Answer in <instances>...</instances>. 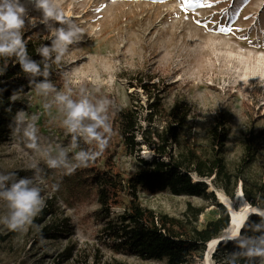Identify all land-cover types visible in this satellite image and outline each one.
<instances>
[{"label": "rangeland", "instance_id": "obj_1", "mask_svg": "<svg viewBox=\"0 0 264 264\" xmlns=\"http://www.w3.org/2000/svg\"><path fill=\"white\" fill-rule=\"evenodd\" d=\"M21 2L26 8L25 41L50 45L53 37L42 22L43 14L36 9L35 0ZM58 3L65 17L75 21L84 34L80 41L69 45V53L57 64L58 78H47L57 91L70 98L82 91L90 96L111 95L116 104L133 105L144 127L164 124L158 114L154 115L155 104L171 107L176 102L184 103L190 111L182 133L199 150L208 144L207 129L215 115L225 109L230 129L225 145L227 167L230 171L238 169L247 127L254 124L264 132V0ZM60 26L52 22V27ZM44 80L42 77L40 82ZM140 80L148 83L147 88ZM25 95L28 107L19 112V120L16 115L15 129L0 144V173L16 172L33 179L32 186L40 188L46 205L51 201L52 211L43 224H37L38 231L27 225L12 231L5 223L12 209L6 199L0 198V264H167L166 259H143L131 252H116L100 237L105 224L96 213L100 206L96 193L74 187L78 177L75 171L68 174L64 167L54 169L46 163L49 158H57L61 149L70 161L77 151L70 147L71 135L63 126L64 105L55 99L56 93L43 97L34 86ZM30 123L37 129L35 149L27 146L31 141L24 135ZM112 149H117L115 168L125 177L137 170V154L146 158L153 154L145 144L131 152L119 136L114 138ZM245 175L248 186L264 181V138L262 149ZM17 178L6 181V186L10 187ZM239 188L243 190L241 179L233 197L212 184L210 189L215 190L217 201L220 202V191L240 208ZM139 200L159 213L189 222V205L203 207L199 227L219 215L212 197L139 191ZM128 202L126 193L123 204L113 207L111 217L121 214ZM46 222L58 226V236L48 238L40 233ZM68 246L75 247L74 256L65 261L61 253ZM225 253L229 254L228 250ZM217 256L212 252L207 257L205 252L202 257L192 256L187 264H222Z\"/></svg>", "mask_w": 264, "mask_h": 264}, {"label": "trees", "instance_id": "obj_2", "mask_svg": "<svg viewBox=\"0 0 264 264\" xmlns=\"http://www.w3.org/2000/svg\"><path fill=\"white\" fill-rule=\"evenodd\" d=\"M27 50L30 57L40 61L43 58L37 50L44 44L39 41H27ZM54 59V55L52 57ZM57 64L50 68L51 81L58 78ZM43 71V64H41ZM57 74V75H56ZM43 76L34 78L36 83ZM138 79V77H137ZM142 87L148 83L140 80ZM28 74L24 73L15 57H0V144L6 141L15 129L14 122L18 112L26 110L28 99L25 95L29 88ZM87 98L97 104L101 100L110 102L107 105L109 119L113 127V134L108 147L88 167L76 169L78 176L73 185L84 192H95L100 204L96 211L98 217L104 220L101 228V238L114 251L131 252L143 259H166L167 264H187L194 255L202 257L207 249L208 242L222 235L230 224L228 208L216 200L215 190L211 184L234 196L239 179L243 181V191L249 203L264 209V181L247 185L249 178L245 175L247 169L256 160L263 147V129L250 125L244 132L243 152L236 171L227 167L225 145L230 132L225 109H220L207 129V146L199 150L190 143L182 133L190 107L176 102L171 107L162 103L155 104V114H158L164 124H149L144 127L139 118L138 110L133 105H119L111 95L102 97L100 94L87 95L75 92L71 99L79 101ZM152 114V115H153ZM151 115V116H152ZM89 123V121H85ZM140 136L137 139V136ZM116 136L121 138L126 149L131 152L147 145L152 150L151 157H137L138 167L129 177H125L115 167L114 156L117 149H112ZM80 148L95 149V144L88 145L79 140ZM78 150V149H77ZM138 151V150H137ZM139 191L157 193L169 191L176 195H190L212 197L219 211L218 217L209 220L205 226L199 227L198 217L203 207L189 205L187 215L189 221L170 216L167 213L157 212L144 206L139 200ZM129 195V202L124 211L116 217H111L113 207L123 204L124 194ZM51 204V201L49 200ZM47 203L43 211L36 217L35 223H44L43 220L52 211V205ZM191 214L193 220L191 221ZM261 218L251 214L243 229L247 236H258L261 233L248 230L247 225L259 223ZM192 224V225H189ZM59 228L53 222H46L40 229L44 237L58 236ZM74 248L66 247L61 253L63 260L68 261L74 256ZM228 250L229 254L225 251ZM216 251H219L217 254ZM241 251L233 241L219 242L213 254L218 255L222 264H260V258L241 257L236 259L231 253ZM118 264H126L118 261Z\"/></svg>", "mask_w": 264, "mask_h": 264}, {"label": "clouds", "instance_id": "obj_3", "mask_svg": "<svg viewBox=\"0 0 264 264\" xmlns=\"http://www.w3.org/2000/svg\"><path fill=\"white\" fill-rule=\"evenodd\" d=\"M35 7L42 12V22L53 37L50 45L44 44L37 50L38 55L43 59L37 61L28 54L24 38L26 8L21 0H0V57H15L20 69L28 74L29 86H34L38 95L46 97L50 92L56 93L55 99L64 105L66 116L63 126L66 134L71 135L70 147L78 150L74 152L71 161L68 154L61 149L57 158H49L46 163L54 169L64 167L66 173L71 174L78 168L88 167L108 147L113 134L107 110L110 102L101 100L93 104L87 98L74 101L69 95L57 91L54 83L47 79L51 75V65L60 64L69 53V45L80 41L84 33L75 21L65 17L58 0H35ZM52 22L61 26L54 28ZM53 55L54 59H52ZM41 64H43V71ZM37 76H43L45 80L36 83L34 78ZM16 118L19 120V112ZM85 121L89 123L86 124ZM24 135L31 141L27 146L35 149L37 129L34 123L28 125ZM80 139L88 145L94 143L95 149L80 148ZM16 177L18 178L15 182L7 187L5 182ZM33 183V179L27 176L20 177L16 172H10L7 175L0 173V198L6 199L12 209L11 216L5 223L12 231L22 230L26 225L39 230V225L34 221L43 211L46 203L40 188L32 186ZM56 187L59 186L56 185ZM256 214L261 218L260 222H252L247 227L250 231L261 233L260 235L249 237L242 228L238 235L229 234L223 243L233 241L241 250L230 254L236 259L244 257L251 261L252 258L258 257L260 264H264V212ZM232 264H235V260Z\"/></svg>", "mask_w": 264, "mask_h": 264}, {"label": "bare ground", "instance_id": "obj_4", "mask_svg": "<svg viewBox=\"0 0 264 264\" xmlns=\"http://www.w3.org/2000/svg\"><path fill=\"white\" fill-rule=\"evenodd\" d=\"M217 193H218V199L226 203L231 211L232 225L228 227L229 229L227 230L226 234H222L220 236L214 237L208 242L207 249L205 251L207 254V257H209L211 253L214 252V249L216 247H218L219 245L218 241L221 238L227 237L229 234L238 235L241 229L246 224V222L249 220V213H251L253 210H256V209L258 210L257 207L252 206L247 201L242 188H239L237 190V196L239 197L241 201L240 208H236L223 192L217 191ZM259 212H264V209H259Z\"/></svg>", "mask_w": 264, "mask_h": 264}, {"label": "water", "instance_id": "obj_5", "mask_svg": "<svg viewBox=\"0 0 264 264\" xmlns=\"http://www.w3.org/2000/svg\"><path fill=\"white\" fill-rule=\"evenodd\" d=\"M222 204H224L227 208H228V211H229V214H230V224H229V226L228 227H230L231 225H232V215H231V211H230V209H229V207H228V205L226 204V203H224V202H222V201H220ZM255 207V206H254ZM258 208V207H257ZM259 209H261V208H258V210L256 209V210H253L251 213H249V215L250 214H256V213H258L259 212ZM229 228H227V229H225L226 231L228 230ZM225 238L226 237H223V238H221L219 241H218V243L219 242H221V241H224L225 240Z\"/></svg>", "mask_w": 264, "mask_h": 264}, {"label": "snow or ice", "instance_id": "obj_6", "mask_svg": "<svg viewBox=\"0 0 264 264\" xmlns=\"http://www.w3.org/2000/svg\"><path fill=\"white\" fill-rule=\"evenodd\" d=\"M185 2L187 3V2H189V0H185Z\"/></svg>", "mask_w": 264, "mask_h": 264}]
</instances>
